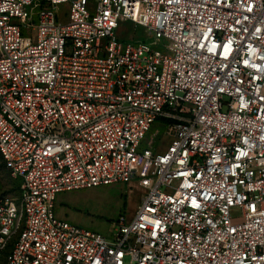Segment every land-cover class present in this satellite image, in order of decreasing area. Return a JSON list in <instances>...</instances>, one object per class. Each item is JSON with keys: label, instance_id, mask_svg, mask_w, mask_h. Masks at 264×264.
Here are the masks:
<instances>
[{"label": "built area", "instance_id": "1", "mask_svg": "<svg viewBox=\"0 0 264 264\" xmlns=\"http://www.w3.org/2000/svg\"><path fill=\"white\" fill-rule=\"evenodd\" d=\"M0 157V264H264V0H0ZM136 177L108 235L55 213Z\"/></svg>", "mask_w": 264, "mask_h": 264}, {"label": "rangeland", "instance_id": "2", "mask_svg": "<svg viewBox=\"0 0 264 264\" xmlns=\"http://www.w3.org/2000/svg\"><path fill=\"white\" fill-rule=\"evenodd\" d=\"M55 12L61 16L62 20H65L68 15V5H56ZM119 36L124 41H130V38L134 36H138L134 38L136 40L149 41L151 39L150 36L147 37V31L144 28L140 26L133 28L129 22L122 23ZM162 128L161 125L155 124L147 134L149 143L157 149L162 148L168 142L167 138L159 137V135L154 138L162 131ZM152 138L153 142L150 141ZM18 185V179L10 174L0 157V195L16 197ZM145 185L146 181L136 177L129 185L119 183L59 193L55 203V213L61 218L108 235L112 232L119 213L133 214L145 190Z\"/></svg>", "mask_w": 264, "mask_h": 264}, {"label": "trees", "instance_id": "3", "mask_svg": "<svg viewBox=\"0 0 264 264\" xmlns=\"http://www.w3.org/2000/svg\"><path fill=\"white\" fill-rule=\"evenodd\" d=\"M19 181V180H18Z\"/></svg>", "mask_w": 264, "mask_h": 264}]
</instances>
